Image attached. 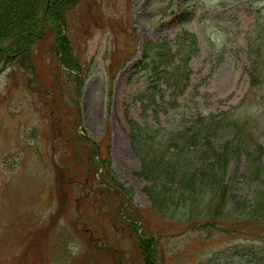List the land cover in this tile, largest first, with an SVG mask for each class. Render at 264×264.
<instances>
[{"label":"rangeland","instance_id":"374dc122","mask_svg":"<svg viewBox=\"0 0 264 264\" xmlns=\"http://www.w3.org/2000/svg\"><path fill=\"white\" fill-rule=\"evenodd\" d=\"M11 1L0 0V33ZM47 4L21 10L19 25L37 30L24 56L15 57L18 33L0 41L9 53L0 55V264H264V223L248 219L264 203V155L260 177L244 153L215 169L236 231L184 234L171 216L185 210L154 208L150 195L177 202L176 186L147 180L132 143L140 134L159 150L199 115L234 111L250 117L253 146L264 150V73L249 89L255 54L264 52V0H68L61 18L72 72L55 51L62 33ZM232 137L215 139L216 151ZM93 144L108 149L132 201L99 185L87 157L90 149L100 159ZM201 198L195 214L214 202L210 192ZM225 221L219 227L230 228ZM149 235L159 239L147 262L139 239Z\"/></svg>","mask_w":264,"mask_h":264},{"label":"trees","instance_id":"16d2710c","mask_svg":"<svg viewBox=\"0 0 264 264\" xmlns=\"http://www.w3.org/2000/svg\"><path fill=\"white\" fill-rule=\"evenodd\" d=\"M22 8L17 10L16 22L13 23L12 31L17 34L18 42L17 49L23 50L28 46L26 39L34 37L33 28H27L23 26V23L19 25V17ZM66 40L57 41V49L61 50L64 55H69L67 46L65 45ZM148 56V50L146 49L145 57ZM65 64L69 68H74V63L65 61ZM257 71V70H256ZM202 121V120H201ZM203 120L202 125L198 127L197 133L192 136L182 134L178 136L179 143L172 140L170 143L172 147H176L180 151L178 160L171 153H167V156L158 153L152 148H146L142 143L139 136L133 137V142L135 144V149L137 154L141 157L143 162V175L147 177V180H162L165 179L166 183L171 182L177 188V202L173 196L171 199H165L162 194L155 195L151 193L153 199L154 208L159 210L166 209L170 204L178 205L180 208L184 209L182 217L178 220L177 214L172 213V218L177 219L175 221H180L181 225L186 227L194 224L198 228H204L206 226L212 225L213 220H218L219 218L229 217L232 219L235 209L233 203L228 200V186L224 182L223 176H218L215 173V169H220L225 172L231 158L237 154L245 151L250 158L252 153L249 152L250 140L246 139V125H241V122H231L230 119L227 120V116L223 115L221 119L218 117L211 116L209 122L205 124ZM232 129L234 132V138L232 141L226 143L223 147L222 153H216L211 149V139L218 137L222 132L229 131ZM180 147V148H179ZM204 148H207L205 150ZM167 149V147H166ZM169 150V148L167 149ZM171 150V149H170ZM191 153L192 160H186L184 155ZM172 155V157H170ZM215 158V163H209V158ZM168 158V159H167ZM187 165H182V161ZM110 160L109 158H102L101 165L104 168V175L110 173ZM257 165V170L260 168ZM255 165V166H256ZM186 166V168H184ZM191 168L190 173L188 169ZM204 192H210L212 196L211 202L212 206L206 211H200L199 214H195V209L201 207L203 200L201 196ZM166 201V204H164ZM263 207L255 210L254 212H263ZM163 213V212H162ZM196 219H198L196 221ZM209 223V224H208ZM150 241V242H149ZM153 239L142 241L144 244L143 256L146 260L151 259L152 256V246Z\"/></svg>","mask_w":264,"mask_h":264}]
</instances>
